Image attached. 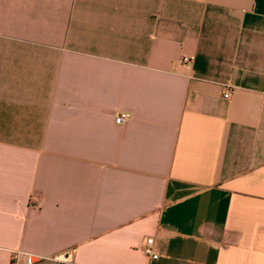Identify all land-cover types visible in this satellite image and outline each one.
<instances>
[{
  "label": "crops",
  "instance_id": "1",
  "mask_svg": "<svg viewBox=\"0 0 264 264\" xmlns=\"http://www.w3.org/2000/svg\"><path fill=\"white\" fill-rule=\"evenodd\" d=\"M14 251L264 264V0H0V264Z\"/></svg>",
  "mask_w": 264,
  "mask_h": 264
},
{
  "label": "built area",
  "instance_id": "2",
  "mask_svg": "<svg viewBox=\"0 0 264 264\" xmlns=\"http://www.w3.org/2000/svg\"><path fill=\"white\" fill-rule=\"evenodd\" d=\"M193 56L184 55L182 56V62L188 63L193 60ZM231 92V89H226L223 92L224 96H228ZM130 115L128 113H119L115 117V122L117 124H122L129 119ZM144 252L151 258H156L158 255L152 249V239L149 238L146 240V245L144 247ZM12 264H27L29 263V256L21 251H14L11 255Z\"/></svg>",
  "mask_w": 264,
  "mask_h": 264
}]
</instances>
